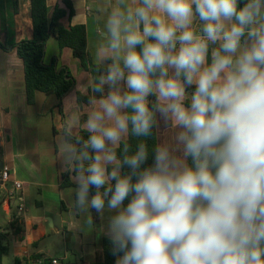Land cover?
I'll return each instance as SVG.
<instances>
[{
  "label": "clouds",
  "instance_id": "9594fccd",
  "mask_svg": "<svg viewBox=\"0 0 264 264\" xmlns=\"http://www.w3.org/2000/svg\"><path fill=\"white\" fill-rule=\"evenodd\" d=\"M96 35L58 146L83 226L115 264H264V0H114Z\"/></svg>",
  "mask_w": 264,
  "mask_h": 264
},
{
  "label": "crops",
  "instance_id": "0c3cea01",
  "mask_svg": "<svg viewBox=\"0 0 264 264\" xmlns=\"http://www.w3.org/2000/svg\"><path fill=\"white\" fill-rule=\"evenodd\" d=\"M74 15L63 19L66 26L85 25L91 59L97 44L96 30L106 18L114 0H72ZM61 0H47L49 14ZM33 37L30 0H0V166L11 171L8 182L0 187V221L11 234L10 252L4 258L34 264L38 259H58L60 264H97V252L106 237L97 230L89 231L82 217L73 208L74 178L61 165L58 146L70 112L77 105V93L87 95L83 82L93 79L80 60L68 48L60 49L50 37L46 45L45 62L57 58L68 66L76 79L75 88L59 105L55 95L36 92L29 102L26 92L23 61L14 45ZM96 64V63H95ZM87 104L80 106L87 112ZM85 117L82 115L81 120ZM81 132L80 129H75ZM69 174L71 186H64ZM14 181L23 187L16 189ZM24 206V211L20 207ZM95 218V213H93ZM102 221L96 219V224ZM15 229L20 230L13 234ZM55 249L66 251L53 253ZM39 257L36 259V257Z\"/></svg>",
  "mask_w": 264,
  "mask_h": 264
},
{
  "label": "trees",
  "instance_id": "16d2710c",
  "mask_svg": "<svg viewBox=\"0 0 264 264\" xmlns=\"http://www.w3.org/2000/svg\"><path fill=\"white\" fill-rule=\"evenodd\" d=\"M30 3L33 37L23 39L14 45L16 54L24 64L27 97L29 102H33L36 92L55 95L59 99V105H61L63 98L75 88L76 79L69 67L60 65L56 57L49 64L45 62L47 41L50 37H54L61 50L70 49L74 57L80 60L83 68L90 72L94 78L98 74V66L93 63L89 53L87 29L83 24L66 26L63 23L64 18L71 19L75 13L72 0H61V4L59 3L51 14H49L47 0H30ZM14 6L17 10L18 0H14ZM0 46L4 47L1 42ZM88 95L89 93L87 95L77 93L79 106L87 104ZM80 134L86 138V133L81 131ZM128 143L134 151L138 140L129 137ZM145 143L148 144L151 153L153 138H147ZM71 185L69 174H66L64 186ZM12 232L17 234L20 230L15 229ZM11 234L0 221V264H4V258L10 252ZM37 258L39 257L37 256ZM15 264L27 263L16 260ZM97 264H115V257L111 254V246L107 239L104 240L102 249L97 252Z\"/></svg>",
  "mask_w": 264,
  "mask_h": 264
},
{
  "label": "built area",
  "instance_id": "2783aa9c",
  "mask_svg": "<svg viewBox=\"0 0 264 264\" xmlns=\"http://www.w3.org/2000/svg\"><path fill=\"white\" fill-rule=\"evenodd\" d=\"M11 176V171L9 167L3 166L0 168V182L5 183L8 182ZM14 186L16 189H21L23 187V183L21 181H14ZM24 206L20 207V211H24ZM34 264H60L58 259H38L34 262Z\"/></svg>",
  "mask_w": 264,
  "mask_h": 264
},
{
  "label": "rangeland",
  "instance_id": "374dc122",
  "mask_svg": "<svg viewBox=\"0 0 264 264\" xmlns=\"http://www.w3.org/2000/svg\"><path fill=\"white\" fill-rule=\"evenodd\" d=\"M57 252H60V254L62 253V255L66 252L65 250L64 251H59L58 249H55L53 251V253H57ZM6 264H13V261L11 259V257H7L6 258Z\"/></svg>",
  "mask_w": 264,
  "mask_h": 264
},
{
  "label": "water",
  "instance_id": "95a60500",
  "mask_svg": "<svg viewBox=\"0 0 264 264\" xmlns=\"http://www.w3.org/2000/svg\"><path fill=\"white\" fill-rule=\"evenodd\" d=\"M2 167H3V165L0 166V168H2Z\"/></svg>",
  "mask_w": 264,
  "mask_h": 264
}]
</instances>
